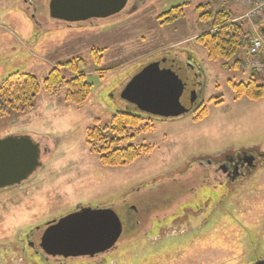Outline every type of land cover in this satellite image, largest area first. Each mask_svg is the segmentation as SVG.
Returning a JSON list of instances; mask_svg holds the SVG:
<instances>
[{"label": "rangeland", "instance_id": "374dc122", "mask_svg": "<svg viewBox=\"0 0 264 264\" xmlns=\"http://www.w3.org/2000/svg\"><path fill=\"white\" fill-rule=\"evenodd\" d=\"M50 2L0 0V83L27 73L43 86L57 65L82 59L92 94L78 107L65 101V89L55 95L42 89L35 109L0 119V140L26 136L47 149L42 167L27 181L0 190V264H31L27 257L44 264L23 242L26 235L41 221L79 207L113 210L123 221V234L106 253L66 264L264 261V167L232 187L214 169L198 164L226 152H264V98L237 99L231 87L252 78L264 86V75L247 64L248 50L238 55L237 68L234 59L225 63L228 67L208 60L197 44L196 8L231 10L251 39L262 37L264 14L247 19L249 0H130L117 16L71 23L53 19ZM177 6H184L185 17L163 25L161 14ZM161 60L177 70L190 92L198 87L194 73L202 74L200 109L164 121L143 115L140 128L149 131L123 146L148 145L151 153L125 166H105L88 145L89 129L97 120L100 127L108 126L119 112L141 115L122 92ZM191 60L195 71L187 66ZM258 60L264 63V50Z\"/></svg>", "mask_w": 264, "mask_h": 264}, {"label": "water", "instance_id": "95a60500", "mask_svg": "<svg viewBox=\"0 0 264 264\" xmlns=\"http://www.w3.org/2000/svg\"><path fill=\"white\" fill-rule=\"evenodd\" d=\"M128 1L51 0L49 10L53 19L79 23L116 16ZM262 34L264 37V30ZM172 68L166 60L150 64L129 82L122 99L159 118H178L188 113L197 96L187 90L177 70ZM41 155V145L30 137L0 140V190L27 181L42 167ZM122 234V221L113 210L82 208L47 229L41 247L52 256L93 258L113 249Z\"/></svg>", "mask_w": 264, "mask_h": 264}, {"label": "trees", "instance_id": "16d2710c", "mask_svg": "<svg viewBox=\"0 0 264 264\" xmlns=\"http://www.w3.org/2000/svg\"><path fill=\"white\" fill-rule=\"evenodd\" d=\"M204 5L196 9L201 34L197 44L206 52L208 60H222L224 66L234 59L233 67H238L241 60L238 55L251 45V33L245 31L243 22L234 20L231 10L221 8L216 11L206 10ZM185 17L184 6L171 8L161 14L163 25H171ZM86 64L82 59L68 61L53 68L44 80L43 86L38 78L27 73H14L0 83V119L20 115L36 107L37 98L42 89L55 95L66 90L65 101L76 106H83L92 94V85L87 81ZM69 74V77L67 75ZM257 76V75H256ZM255 76V77H256ZM237 99L246 97L251 101L264 98V86H258L252 78L248 83L231 84ZM142 115V116H141ZM131 115L116 113L105 127H100L98 120L88 131V145L98 154L102 163L108 167H120L136 161L151 153L148 145H127L139 134L149 131V127L140 128L143 113Z\"/></svg>", "mask_w": 264, "mask_h": 264}, {"label": "flooded vegetation", "instance_id": "af4514ba", "mask_svg": "<svg viewBox=\"0 0 264 264\" xmlns=\"http://www.w3.org/2000/svg\"><path fill=\"white\" fill-rule=\"evenodd\" d=\"M129 3H130V0L128 1L127 7L129 6ZM187 66L189 67L190 71L191 70L195 71L196 67H197L196 62L194 60L187 62ZM198 70H200V67H198ZM194 76H195L194 81H196L195 83L198 85V87L194 88L193 91H191V93L196 94L197 100L194 102L193 108L188 113H186L185 115L191 114L194 112H198L197 110L200 109V106L203 103L201 98H202V93H203L202 91H204V88L199 90L198 89L200 87L199 84H201V83L197 81L199 79V77L202 76V74L197 72V73H194ZM143 115L149 119H157V120L160 119L158 121H164L162 119L166 120V118H159V117H155V116H152V115H149L146 113H143ZM167 119L171 120V118H167ZM43 151L45 153L47 152L46 147H45V149H43ZM198 164L200 166H202V168L207 169V167H210V168L214 169L216 174L217 173L221 174V176H223L225 178L224 179L225 184H227L228 186L234 187L235 184H237L239 182H243L244 180L254 176L253 174L257 173L261 166L264 167V152L260 151L258 148L250 150V151L238 150L235 154L226 152L224 154L219 155L218 158H216L214 160H207V162H200L199 161ZM221 186H224V183H221ZM7 189H3V190H7ZM81 209H82V207H79V208L75 209L72 213L78 212ZM72 213H69V214L65 213V214H61V215L56 214L52 217H49L46 220L38 223V225H35V227H34L35 230L28 232L29 234L26 235L27 241L24 240L23 242L32 251V255L40 257L43 260L44 264H49L51 260L56 261V263H54V264H66L67 260L76 259V258H64L62 256L48 255L45 251H43V249L41 247V240H42V237H43L45 231L47 229H49L50 227H52L53 225L57 224L62 218L66 217ZM122 223H123V221H122ZM22 245H23V243H22ZM8 250H10V249H7V251ZM21 250L24 252L22 254H24L23 256L25 257V253L27 255L25 248L22 247ZM15 253L17 255H21V257H22V254H19V251H16ZM27 259L28 260L30 259L32 261L31 264L36 263L34 260V257L33 258L27 257L26 260ZM256 264H264L263 259L258 260L256 262Z\"/></svg>", "mask_w": 264, "mask_h": 264}, {"label": "built area", "instance_id": "2783aa9c", "mask_svg": "<svg viewBox=\"0 0 264 264\" xmlns=\"http://www.w3.org/2000/svg\"><path fill=\"white\" fill-rule=\"evenodd\" d=\"M249 12L246 18L249 20H255L264 14V0H249ZM264 50V42L261 38L255 37L251 41V45L248 49L247 64H251L257 74L264 75V63L258 60L261 52Z\"/></svg>", "mask_w": 264, "mask_h": 264}]
</instances>
